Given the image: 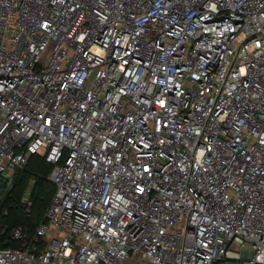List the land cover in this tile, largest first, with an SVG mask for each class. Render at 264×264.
<instances>
[{
	"label": "built area",
	"instance_id": "built-area-1",
	"mask_svg": "<svg viewBox=\"0 0 264 264\" xmlns=\"http://www.w3.org/2000/svg\"><path fill=\"white\" fill-rule=\"evenodd\" d=\"M33 155L0 264H264V0H0V176Z\"/></svg>",
	"mask_w": 264,
	"mask_h": 264
},
{
	"label": "trees",
	"instance_id": "trees-1",
	"mask_svg": "<svg viewBox=\"0 0 264 264\" xmlns=\"http://www.w3.org/2000/svg\"><path fill=\"white\" fill-rule=\"evenodd\" d=\"M52 168L45 157L33 155L26 167L15 169L11 176H0V191L13 177L12 188L0 200V248L20 247L21 242L13 237L14 229L21 226L28 237H33L46 220V211L56 193V185L49 179Z\"/></svg>",
	"mask_w": 264,
	"mask_h": 264
},
{
	"label": "rangeland",
	"instance_id": "rangeland-1",
	"mask_svg": "<svg viewBox=\"0 0 264 264\" xmlns=\"http://www.w3.org/2000/svg\"><path fill=\"white\" fill-rule=\"evenodd\" d=\"M27 166V164L25 165V167ZM11 176V175H10ZM10 179H8L5 184H4V188L3 190L1 189L0 191V200L2 201L4 199V197L7 195V192L12 188V179L13 177H9ZM25 200L28 199V195L25 196ZM241 247H237V251H240Z\"/></svg>",
	"mask_w": 264,
	"mask_h": 264
}]
</instances>
